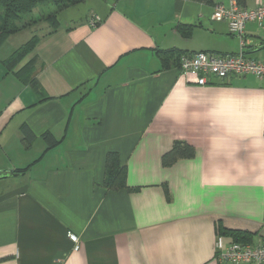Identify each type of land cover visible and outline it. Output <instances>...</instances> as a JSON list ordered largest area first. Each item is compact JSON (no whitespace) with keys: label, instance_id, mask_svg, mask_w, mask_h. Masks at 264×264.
<instances>
[{"label":"crops","instance_id":"obj_1","mask_svg":"<svg viewBox=\"0 0 264 264\" xmlns=\"http://www.w3.org/2000/svg\"><path fill=\"white\" fill-rule=\"evenodd\" d=\"M76 6L16 67L32 60L37 88L3 63L33 33L0 44V173L13 172L0 178V264H219L217 227L264 241V79L199 85L177 61L264 59V24L239 37L193 0ZM158 49L176 53L164 64ZM176 143L192 154L164 164ZM108 152L137 190L103 185Z\"/></svg>","mask_w":264,"mask_h":264},{"label":"trees","instance_id":"obj_2","mask_svg":"<svg viewBox=\"0 0 264 264\" xmlns=\"http://www.w3.org/2000/svg\"><path fill=\"white\" fill-rule=\"evenodd\" d=\"M83 0H0V44L7 36L13 34L23 28H34L36 31H44L42 36L49 35L54 32L59 26L58 14L63 9L82 2ZM207 4H216L218 0H193ZM244 0H236L238 5ZM45 6V11L42 9ZM39 8V9H38ZM182 35L187 36L190 34L189 25L178 26ZM40 36L34 33L23 45L15 49L3 63L8 70H13L22 79L27 81L33 88H37L35 81L32 60L27 61L23 66L16 68L23 58L30 53L33 48L38 44ZM162 62L165 64L171 55L175 54L174 49L157 50ZM179 55V54H178ZM179 58V56H177ZM178 61V59H177ZM192 154V149L189 146H181L176 143L173 149L164 154L163 163L171 164L181 157H186ZM25 169H19L22 171ZM103 185L108 189H121L137 190L138 187H129L126 185L125 167L120 164L119 157L115 152H108L105 162V174ZM218 234L229 233L236 241H249L250 235L244 234L238 230H228L223 227H217Z\"/></svg>","mask_w":264,"mask_h":264},{"label":"built area","instance_id":"obj_3","mask_svg":"<svg viewBox=\"0 0 264 264\" xmlns=\"http://www.w3.org/2000/svg\"><path fill=\"white\" fill-rule=\"evenodd\" d=\"M211 19L226 20L230 33L242 37L247 22L264 24V3L250 8L239 6L235 0H230L228 5L216 3ZM96 20L92 16L91 24ZM178 68L182 74L194 76L199 85L207 84L209 77L226 80L233 75L252 74L264 79V59L248 57L242 51L234 54L201 50L184 52L178 58ZM69 237L76 243L74 234ZM215 247V260L219 264H264V241L260 238L252 242L233 240L224 246L222 235L218 234Z\"/></svg>","mask_w":264,"mask_h":264},{"label":"rangeland","instance_id":"obj_4","mask_svg":"<svg viewBox=\"0 0 264 264\" xmlns=\"http://www.w3.org/2000/svg\"><path fill=\"white\" fill-rule=\"evenodd\" d=\"M75 5H78L76 7H79V8H77L79 10H81L83 7V6H79V3H77ZM44 7L45 6H42V9L45 11ZM21 31H22V35L26 36L27 38H29L32 33L34 34V33L38 32V31L34 30V28H30V27L23 29V30H20L19 32L21 33ZM17 37H19V36H9L8 38H5L3 45H8L10 43V41H12V39H16ZM3 47H5V46H3Z\"/></svg>","mask_w":264,"mask_h":264},{"label":"water","instance_id":"obj_5","mask_svg":"<svg viewBox=\"0 0 264 264\" xmlns=\"http://www.w3.org/2000/svg\"><path fill=\"white\" fill-rule=\"evenodd\" d=\"M12 174H13V172H2V173H0V178L6 177V176H9V175H12Z\"/></svg>","mask_w":264,"mask_h":264}]
</instances>
